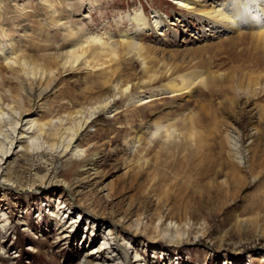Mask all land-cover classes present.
<instances>
[{"label": "rangeland", "instance_id": "rangeland-1", "mask_svg": "<svg viewBox=\"0 0 264 264\" xmlns=\"http://www.w3.org/2000/svg\"><path fill=\"white\" fill-rule=\"evenodd\" d=\"M44 1L0 0V145L12 111L48 122L102 109L75 142L91 165L73 170L26 139L7 156L0 264H109L110 247L126 264H264V40L244 28L211 33L169 0ZM224 1L200 0L193 14ZM153 11L167 23L137 37L143 60L120 47L105 59L112 72L64 60L83 33L119 44L128 15ZM14 55L28 67H9ZM186 72L206 85L198 77L190 95L168 93ZM152 122L175 127L170 147L159 133L149 141Z\"/></svg>", "mask_w": 264, "mask_h": 264}, {"label": "bare ground", "instance_id": "bare-ground-1", "mask_svg": "<svg viewBox=\"0 0 264 264\" xmlns=\"http://www.w3.org/2000/svg\"><path fill=\"white\" fill-rule=\"evenodd\" d=\"M169 1L174 2V4L180 10L192 11V15L195 18L200 19L201 23L202 22L203 24L205 23V27H206L205 30H209L211 31V33L218 30L219 28L221 30L228 29L234 31L236 30L241 31L240 29L244 28V30L245 29L253 30L255 32L253 33L254 35L264 40V0H225L222 3H215V4L213 3L212 7L211 6H207L208 8L205 7V9L199 11L197 15L193 14L194 13L193 7L194 4H198L200 0H169ZM44 3L50 6L48 1L45 0ZM127 21L131 26V32L122 34L118 42L119 44L113 43L110 37L104 38L101 35L93 36L88 33H83L82 37L77 41L76 49L73 50L71 49V51L65 53L66 55H64L65 57L64 60H67L66 63L70 62L71 66L78 65L80 63V65L93 70H96L98 68L107 65L108 70L107 69L106 70L108 72H112V68L110 67L108 68L109 64L105 62V59H108L109 56L111 55L116 56L119 47L122 49V51L126 53V55L135 54L137 57L143 60L142 58L143 51L141 45L137 41V37L139 35H142L146 31L158 32L159 29L163 28V26L167 23V21L164 19L162 15L154 11L152 12V17L150 19H146L144 15L141 13L133 12L132 15L127 16ZM101 59H103V61H100ZM5 60H6V64L9 67L20 68L23 65L24 59H20L18 55H14L13 57H5ZM257 68H260L262 70L264 69V60L260 61L259 64H257ZM187 74L188 72L175 76L172 82H170L167 92L172 94L175 93L173 96H176L177 93H181L183 91V94L186 93L188 95L191 91L190 89L196 84V81L198 80L199 76H194L195 73L194 75L192 74L187 75ZM197 74L198 73H196V75ZM262 76H263L262 74L260 76L256 75L254 77L256 81L253 80L254 83H252L251 86L253 87L259 85ZM204 78L203 77L200 78L199 81L204 82L205 83L204 85H206L207 80ZM123 88L125 90V87ZM164 91L166 90H163V92ZM148 101L143 100L140 105L145 104ZM1 106H0V116L3 113L2 111L6 109L5 107L1 108ZM99 106L97 105L95 107L93 106L88 107L86 110L73 111L72 113L66 114L65 119H59V118L56 120L51 119L48 122L33 121V119L32 120L27 119L26 113L23 111L22 112L19 110L12 111L11 118L9 119V123H8L10 127H8L9 128L7 132L8 134L7 136H5L6 142H4L5 143L4 145H0V184L9 182L6 168L2 166L7 156L12 154V150L17 146V144L19 146L20 141L23 139H26V142L28 143L30 148L32 146H35L36 150L47 149L48 151L55 153V155L57 156L67 157L68 160H71L70 164L73 170H75L76 166L91 165L92 162L91 159H85V156L82 157L83 152L80 148L76 146L75 142L77 141V137L80 134L79 132L85 127V125L88 123V120H91L90 117L95 113L96 110L101 108ZM193 121L194 120L190 121L191 126L189 127V133H188L189 140L194 139V133L192 131L193 126L195 125L197 126L200 123V120L192 123ZM72 122L74 125L72 124L71 127L66 126V125H70ZM151 126H153V130H150V132H148L149 141L153 138V136L159 133L161 139H163L164 141V145L166 147H170L171 140L177 135L175 127L170 125L165 126L161 124V122H152ZM139 132L140 130L136 131L132 136L131 138L132 146L137 145L139 143L141 139ZM48 136L54 137V143L52 145H49L50 147H45L43 146L41 139L42 137L48 138ZM169 152L167 153V155L172 153ZM189 158L192 159V156H190ZM52 216L56 217L57 213L56 214L53 213ZM72 220L73 218H71V221ZM75 222L77 221L75 220ZM180 236L181 235L177 233L176 235H173L169 238L170 241H178L180 239ZM105 241H107V239L103 240V247L99 249L97 253H99L100 250H106L107 247H104ZM104 254H105L104 261L107 260L108 261L107 263L109 264H118L117 263L118 261L122 262L123 260L120 257V253L116 252V250L112 249V247H110L108 251L104 252ZM123 261L126 264L125 262L126 260L124 259ZM100 264H104V262Z\"/></svg>", "mask_w": 264, "mask_h": 264}]
</instances>
